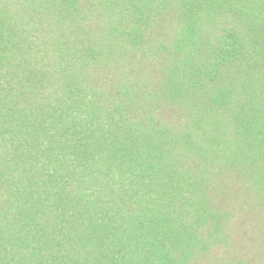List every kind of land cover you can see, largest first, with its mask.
<instances>
[{
    "label": "trees",
    "instance_id": "1",
    "mask_svg": "<svg viewBox=\"0 0 264 264\" xmlns=\"http://www.w3.org/2000/svg\"><path fill=\"white\" fill-rule=\"evenodd\" d=\"M0 264H264V0H0Z\"/></svg>",
    "mask_w": 264,
    "mask_h": 264
}]
</instances>
